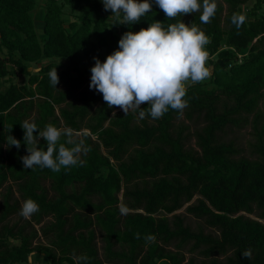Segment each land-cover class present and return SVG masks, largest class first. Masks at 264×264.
I'll return each instance as SVG.
<instances>
[{"label":"trees","instance_id":"16d2710c","mask_svg":"<svg viewBox=\"0 0 264 264\" xmlns=\"http://www.w3.org/2000/svg\"><path fill=\"white\" fill-rule=\"evenodd\" d=\"M249 1L216 0L208 24L201 23V12L167 19L153 5L138 24L126 25L104 10L102 0H45L39 30L37 0H0V80L10 82L0 90V264H29L30 253L46 264H85L81 256L89 257L87 264H264V0L244 12ZM234 13L245 16L240 29L231 23ZM155 21L165 29L180 21L198 26L210 41L211 75L186 87L183 115L169 109L158 120H141L138 112L125 116L108 108L89 88L90 69L93 57L104 62L118 49L125 32ZM54 68L57 88L48 76ZM17 74L27 82L13 83ZM182 117L196 124L193 133L177 124ZM25 120L41 130L48 124L71 129L73 140L90 149L78 154L83 164L59 173L24 169ZM249 125L253 158L222 139L229 127ZM8 135L21 141L19 150L7 144ZM191 136L199 150L188 147ZM65 141L62 135L59 143ZM40 147L46 149L42 139ZM196 196L187 212L217 234L195 232L175 214ZM29 198L39 211L26 219L19 213L21 200ZM15 216L21 220L13 222ZM40 234L46 243L38 242ZM189 246L205 260L187 261ZM249 249L251 258H244Z\"/></svg>","mask_w":264,"mask_h":264},{"label":"clouds","instance_id":"9594fccd","mask_svg":"<svg viewBox=\"0 0 264 264\" xmlns=\"http://www.w3.org/2000/svg\"><path fill=\"white\" fill-rule=\"evenodd\" d=\"M102 4L105 11L112 12L118 24L126 25L138 24L143 16L152 11L153 5L162 10L167 19L201 12L200 21L203 24L210 23L217 11L216 0H202V3L201 0H102ZM244 22V15H232L231 23L237 29ZM209 42L198 26L181 21L170 24L167 29L163 23L155 21L138 32L127 31L118 41V49L104 62L93 57L95 63L90 69L89 88L102 95L108 108H119L125 116L131 111L138 112L141 120L146 116L158 120L169 109L183 115V110L188 107V101L184 99L187 82L196 84L211 75L206 66L209 53L205 46ZM48 76L51 86L57 88L60 82L57 68L52 69ZM143 104L148 107L141 108ZM20 126L28 153L21 157L24 169L38 166L59 173L62 168L82 165L78 154L90 150L73 140L71 129L62 130L48 124L41 130L27 120ZM62 135L66 137L65 143H59ZM41 139L46 142V149L40 147ZM6 142L17 150L21 147V141L12 135L6 137ZM66 144H73L74 147L68 148ZM38 211L39 205L29 198L23 202L19 214L27 219ZM120 212L127 214L128 209L121 206ZM147 239L152 240L153 237ZM34 255L29 254V264ZM242 256L251 258V249L243 252ZM79 259L87 264L89 257L81 256Z\"/></svg>","mask_w":264,"mask_h":264},{"label":"rangeland","instance_id":"374dc122","mask_svg":"<svg viewBox=\"0 0 264 264\" xmlns=\"http://www.w3.org/2000/svg\"><path fill=\"white\" fill-rule=\"evenodd\" d=\"M222 1V0H220ZM39 7L37 8V11L34 13V17H35V21L37 23V27L39 28V30H42L43 28V7H44V3L45 0H37ZM255 4V0H250L246 5L243 6V11L247 12L249 9H251ZM264 14V6H263V10L262 12ZM109 15L111 17H113L112 12L109 11ZM48 60H44L43 63H47ZM57 63H59L60 65H62L63 67H66L68 65V61L66 60H56ZM80 61L83 65H85L86 67H91L92 66V62L89 59L86 58H80ZM210 69L211 72V68L210 66H207ZM40 65H30V71L33 73H37L39 71ZM13 83H17V84H23L27 82V77H25L22 74H17L14 78H12L11 80ZM192 83L189 81L186 84V87L191 85ZM10 85V82L7 80H0V90H6L8 88V86ZM186 124L190 126V133H193L195 131L196 124L190 121H187L184 117L180 118L177 120V124ZM66 129V128H64ZM63 130V129H62ZM78 136L80 137V135L82 133H77ZM222 139L226 142H234L236 144V146L240 149L241 151V156H246L249 158H253L254 154H253V148H252V143L255 142V138L253 136V132H252V127L246 126L243 128H236V127H229L226 132L222 133ZM188 147H192L196 150H199L197 145H196V139L194 137H190L189 141H188ZM16 196L18 198L19 194L16 193ZM120 197L122 198V194L120 195ZM199 197L196 196L193 201L189 204H186L183 208H181L180 210H178L175 214L177 215H181L184 220H185V224L187 226H189L193 231L195 232H199V231H203L205 234H217V231L210 228L209 226H207V224L205 223L204 220L201 219H197L194 216H192L191 214H189L187 212V208L189 205H191L192 203H195L197 201ZM123 199V198H122ZM23 200H21V204H23ZM247 215V214H246ZM251 218L257 219L255 216L253 215H247ZM29 219V218H28ZM21 220L20 216H15L13 218V222L19 221ZM45 222H49V220H46ZM38 229H40V226H37ZM38 242H43L46 243V240L42 237V235L40 234V239L38 240ZM98 247L100 249V255L103 258V243L101 241V237L98 236ZM13 244H18L17 241H13ZM190 246L186 248L185 250V255L187 258V261L189 259H191L192 257H194L197 262H202L203 260H205V258L201 255H199L198 253L195 254H190L189 250ZM171 250H175L174 247H171ZM221 260H223L224 258L220 257ZM46 259L44 256H39V255H34L31 257V264H46Z\"/></svg>","mask_w":264,"mask_h":264}]
</instances>
